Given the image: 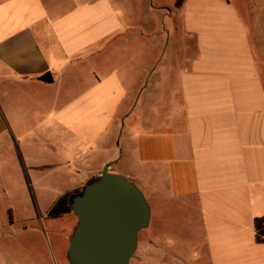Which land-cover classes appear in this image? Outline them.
<instances>
[{
    "label": "crops",
    "instance_id": "crops-1",
    "mask_svg": "<svg viewBox=\"0 0 264 264\" xmlns=\"http://www.w3.org/2000/svg\"><path fill=\"white\" fill-rule=\"evenodd\" d=\"M176 1L0 0V144L69 194L125 129V178L192 234L187 257L155 234L140 264H264V8Z\"/></svg>",
    "mask_w": 264,
    "mask_h": 264
},
{
    "label": "rangeland",
    "instance_id": "rangeland-1",
    "mask_svg": "<svg viewBox=\"0 0 264 264\" xmlns=\"http://www.w3.org/2000/svg\"><path fill=\"white\" fill-rule=\"evenodd\" d=\"M231 2L243 15H246L248 10L264 8V0H231ZM169 51L170 48L166 54ZM124 136L125 129L117 138L119 146H114L117 154L109 167V172L123 178H125ZM33 147L32 144L26 145L25 150L31 152ZM99 161L100 157H95L93 163L87 167L97 165ZM24 169L19 162L17 151L9 141L4 140L0 144V223H4L6 209L9 207L15 221L21 223L25 229H21V226L15 229L6 224L0 225V264H70L66 249L77 224L76 216L71 210V200L81 193L87 183L98 176L86 179L76 193L64 194L46 188L43 178H39L41 182L37 184L32 183L34 179L20 174V172L24 173ZM142 171L150 178L151 173L148 169ZM73 181L78 182V178ZM67 182L66 185L69 186V181ZM144 196L149 201L146 193ZM150 204L154 210L152 225L148 230L139 232L137 249L129 264L141 263L140 251L148 244H153L150 240L155 234L154 237L161 242L160 245L168 248L165 252L174 257L180 253L187 257L186 246L192 240L188 228L189 218L186 216L188 209L169 199L165 203ZM148 235L149 238H146ZM156 256V259H151V264H171L164 256H162L163 260L159 259L161 253H157Z\"/></svg>",
    "mask_w": 264,
    "mask_h": 264
},
{
    "label": "water",
    "instance_id": "water-1",
    "mask_svg": "<svg viewBox=\"0 0 264 264\" xmlns=\"http://www.w3.org/2000/svg\"><path fill=\"white\" fill-rule=\"evenodd\" d=\"M87 183L71 200L77 224L66 249L70 264H129L151 207L139 187L109 172Z\"/></svg>",
    "mask_w": 264,
    "mask_h": 264
},
{
    "label": "trees",
    "instance_id": "trees-1",
    "mask_svg": "<svg viewBox=\"0 0 264 264\" xmlns=\"http://www.w3.org/2000/svg\"><path fill=\"white\" fill-rule=\"evenodd\" d=\"M181 1H182V0H177V1H176V5H180ZM45 78H46V76H42V77H41V79H45Z\"/></svg>",
    "mask_w": 264,
    "mask_h": 264
}]
</instances>
